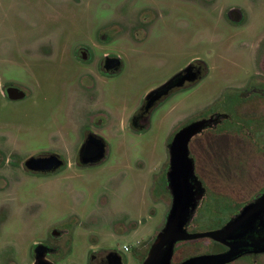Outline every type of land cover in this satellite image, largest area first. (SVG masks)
Returning a JSON list of instances; mask_svg holds the SVG:
<instances>
[{
    "label": "rangeland",
    "instance_id": "1",
    "mask_svg": "<svg viewBox=\"0 0 264 264\" xmlns=\"http://www.w3.org/2000/svg\"><path fill=\"white\" fill-rule=\"evenodd\" d=\"M234 8L252 12L253 29L263 24L264 0H0V131L11 134L10 145L18 150L13 159L66 148L73 163L65 177L28 183L23 188L30 191L13 199L10 223H0V264H32L34 244L51 241L66 242L67 254L55 264H89L93 254L107 250H115L124 264H142L170 208L164 190L169 142L184 124L224 108L231 97L226 89L238 86L234 77L242 75L230 59L239 64L256 58L260 36L229 18ZM145 18L151 19L146 29L152 35L139 45L124 36L123 69L112 75L115 81L92 88L91 73L84 76L92 69L74 57L75 50L93 45L98 35L144 28ZM247 42L254 45L250 53ZM193 58L208 64L204 79L160 104L146 129L119 126L147 93ZM6 83L22 86L25 97L4 96ZM89 123L107 125L100 133L110 149L101 164L80 169L75 157L82 126ZM195 141L191 156L210 167L246 154L210 138ZM221 174L232 189L264 187V164L255 179L232 178L224 169ZM4 200L0 194V221L8 216ZM34 202L41 209L30 216L25 208ZM72 210L91 221L58 229L48 222ZM213 221L199 227H212Z\"/></svg>",
    "mask_w": 264,
    "mask_h": 264
},
{
    "label": "flooded vegetation",
    "instance_id": "2",
    "mask_svg": "<svg viewBox=\"0 0 264 264\" xmlns=\"http://www.w3.org/2000/svg\"><path fill=\"white\" fill-rule=\"evenodd\" d=\"M251 13L234 8L229 10L228 16L231 20L242 23L247 32H255L260 36L259 44H256V58L249 63L240 62L239 64L230 59L232 67L239 68L242 75L234 77L238 86L226 89L231 97L225 103L224 108L184 124L169 142L170 148L175 135L181 129L196 121L204 120L201 129L189 141V148L197 139L210 138L217 144L223 143L245 150L246 154L243 157H235L233 162L229 158L228 162L211 163L212 167L207 163H200L196 157L191 156L197 181L195 185L199 190L194 211L186 223V228L190 232L216 230L224 227L227 229L220 237H198L177 242L172 257L173 264L181 263L190 257L203 255H209L210 259L201 264H264V207L250 214L240 223L235 222L245 207L260 200L264 195V187L245 191L232 189L226 185L227 177L221 176V169H224L229 175H232V178L249 174L255 179L256 173L264 164V22L253 29ZM144 21V28L131 29L125 35L107 38L98 35V40L93 45L81 44L75 50L74 57L90 65L92 69L84 75L87 77L91 73L92 79L95 80L91 84L92 88L95 86L98 88L104 82L115 81L112 75L118 74L123 69L124 60L119 51V41L124 36L139 45L142 43L140 39H147L152 35V30L146 29L147 23L152 24L151 19L145 18ZM145 41L143 40V42ZM244 47H246V52L250 53L254 45L247 42ZM56 52L59 51H52L50 54ZM208 72L209 66L203 59L193 58L165 78L160 86L147 93L140 106L128 116L121 117L119 126L132 131L146 129L150 125L154 110L160 104L178 94L180 90L196 85L206 77ZM2 94L10 99L25 97L23 87L14 83L3 84ZM104 127H107L104 123H89L82 126L84 136L77 149L74 163L78 168L97 166L107 158L110 149L109 143L100 133ZM55 133L56 131H53L51 135L53 136ZM10 135V132L0 131V180L2 181L0 194L5 196L3 213L8 215L0 221L1 224L10 223L9 216L11 215L9 214L14 210L13 199L23 191H30L29 189L24 190L23 186L28 183L37 185L39 182L65 177L63 171L69 165H73L65 157L68 152L66 148H48L34 152L25 158L13 159L18 150L10 145ZM103 148L105 156L97 157ZM30 158L39 160L29 163ZM211 168L216 170L217 177H213L214 174L212 175L210 172ZM170 171L171 158H169L165 170L164 183V190L170 196L168 213L173 204V193L169 186ZM40 209V205L34 202L25 208V213L35 216ZM209 218L214 220V226L199 227L205 219ZM90 221L91 217L81 220L78 218V212L72 210L64 212L58 218L48 222L58 229L71 225H82ZM59 235L61 234L58 233ZM65 247L66 242L62 241L35 243L32 251V264H36L37 259L41 257L54 263L57 256L67 254ZM89 264H115V250H107L99 256L93 254Z\"/></svg>",
    "mask_w": 264,
    "mask_h": 264
},
{
    "label": "water",
    "instance_id": "3",
    "mask_svg": "<svg viewBox=\"0 0 264 264\" xmlns=\"http://www.w3.org/2000/svg\"><path fill=\"white\" fill-rule=\"evenodd\" d=\"M204 120L196 121L181 129L170 145L171 171L169 173V186L173 193V204L167 215L165 225L156 234L146 258L142 264H173L172 257L175 244L179 241L198 237H220L227 229L206 230L190 232L186 223L190 219L195 205L199 188L195 185L193 160L190 155L189 141L201 129ZM105 156V149L97 157ZM39 159L30 158L29 163ZM264 207V195L256 203L244 208L240 217L235 221L240 223L250 214ZM209 255L190 257L177 264H201L208 261ZM36 264H54L45 257L37 259ZM115 264H123L122 257L115 252Z\"/></svg>",
    "mask_w": 264,
    "mask_h": 264
}]
</instances>
